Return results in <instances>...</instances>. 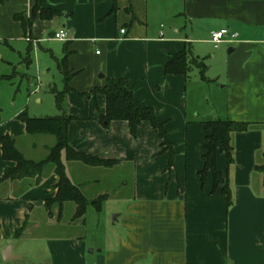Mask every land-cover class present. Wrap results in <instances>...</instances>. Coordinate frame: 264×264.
Returning a JSON list of instances; mask_svg holds the SVG:
<instances>
[{"label":"crops","instance_id":"0c3cea01","mask_svg":"<svg viewBox=\"0 0 264 264\" xmlns=\"http://www.w3.org/2000/svg\"><path fill=\"white\" fill-rule=\"evenodd\" d=\"M40 1L42 9L59 15L46 20L33 14L37 0H0V41L26 44L35 52L45 46L44 55L55 60L63 79L61 90L48 85L49 92L65 90L59 63L68 53L70 91L55 117H73L67 140L76 152L117 161L111 168L89 167L62 154L66 177L89 200L105 196L103 203L118 191L88 197L92 183L84 176L89 170L126 168L133 182L123 209L111 212L117 214L115 228L96 247L95 264H264V176L255 171L264 162V0ZM61 30L68 33L65 42L54 38ZM220 30L235 40L214 48L210 35ZM179 54L186 56L187 73L166 75L165 66ZM106 79H124L134 98L165 123L172 167L169 151L149 123H141L133 138L127 122H101L105 99L91 92ZM22 112L27 113L16 110L9 122L0 123V138L10 136L26 160L41 162L56 139L27 134L17 119ZM216 119L259 124L232 135L230 167L224 154L217 156V168L228 178L230 208L220 189L211 195L212 176L204 186L199 177L207 143L202 123ZM15 166L3 160L0 147V264H84L83 248L91 243L75 235L47 237L39 249L44 259L15 253L14 245L39 228L33 213L44 212L51 225L61 222L66 208L73 217L76 211L71 202L61 209L46 206L57 194L53 165L35 177L2 180ZM103 203L99 212L88 208L101 213ZM87 211L71 223L85 227ZM9 247L10 260L3 261Z\"/></svg>","mask_w":264,"mask_h":264},{"label":"trees","instance_id":"16d2710c","mask_svg":"<svg viewBox=\"0 0 264 264\" xmlns=\"http://www.w3.org/2000/svg\"><path fill=\"white\" fill-rule=\"evenodd\" d=\"M42 2L37 0L33 8V14L40 13L42 19H53L59 14L54 10H44L41 7ZM67 56L59 63L64 81L66 84L64 91L52 89L50 92L55 99L56 107L62 110L66 93L70 91L68 82L71 74L67 69ZM203 76L205 65L200 63L197 65ZM188 65L186 63L185 54H179L165 66L166 75H183L186 74ZM92 95L100 94L105 99V115L101 118V122L105 125L113 121H124L128 124L129 133L136 138L137 131L141 123L147 122L152 129L156 130L161 140V147L164 151H169L170 162L173 166V144L168 138L165 123L157 119L154 111L150 107L143 106L133 96L127 82L124 79H106L105 85L101 88H95ZM1 115V110H0ZM17 119L22 122L27 134L29 135H51L56 139V144L49 150L47 158L41 162H32L26 160L15 147V141L10 136L0 138V147L2 158L7 162L15 163V168H7L4 172L2 180H20L27 177H35L42 173L46 165L54 166V173L58 177L56 185V196L46 202V206L58 205L59 209L67 203L71 202L76 205V211L73 219H82L89 206L95 207L99 212L105 196H100L94 200L87 199L79 188L73 185L65 175L64 165L61 161L62 154L65 155L66 161L79 162L89 167L111 168L117 161L103 160L92 156H86L76 152L68 143V126L73 117L60 115L52 118H31L26 112L18 115ZM1 123V118H0ZM204 130L207 132L206 145L203 147L204 167L199 172L200 182L204 186L208 175L213 178V189L211 195H214L218 189L226 197L227 207L232 205L231 190L227 176H224L217 168V156L222 153L225 155L227 168L233 164V146L232 135L236 133H244L249 129L259 126V124L237 122L231 119H216L202 123ZM264 126V123L261 124ZM264 160V153L262 154ZM255 171L262 173L264 176V162L261 166H256Z\"/></svg>","mask_w":264,"mask_h":264},{"label":"rangeland","instance_id":"374dc122","mask_svg":"<svg viewBox=\"0 0 264 264\" xmlns=\"http://www.w3.org/2000/svg\"><path fill=\"white\" fill-rule=\"evenodd\" d=\"M20 46L17 43L8 42L6 44V42L0 41L1 123L9 122L13 118V113L20 109L27 111L31 118H52L57 115L55 99L48 89V85L51 87L55 85L57 90H61L63 87V79L55 60L49 54L44 55L43 52L46 50L44 45H41L44 50L37 48L36 52L33 49L28 51L26 44L24 48ZM38 98H42L41 104L37 103ZM88 172L89 175L84 176L92 183L85 192L88 197H95L104 193L112 194V189H116L118 195L103 203L104 207L101 213L88 208L85 227H80L79 222L71 223L73 217L71 208L65 209L61 222H55L51 225L46 222L48 218L42 215L44 212L42 214L41 212L33 213L31 220L34 224H38L39 228L36 231L33 230L34 232L25 234L24 239L14 245L15 253L44 259L39 249L47 237L59 239L65 235H75L77 239L87 240L91 243V246L83 248L84 264L96 263L98 256L96 247L102 245L103 238L115 228L112 220L117 214H111V212L113 209H123L124 201L132 195L133 182L126 168L115 171L94 169ZM98 182H100L99 185ZM86 245H88L87 242ZM91 249H95L94 254H90Z\"/></svg>","mask_w":264,"mask_h":264},{"label":"built area","instance_id":"2783aa9c","mask_svg":"<svg viewBox=\"0 0 264 264\" xmlns=\"http://www.w3.org/2000/svg\"><path fill=\"white\" fill-rule=\"evenodd\" d=\"M121 33H124L122 30ZM55 40L65 42L68 38V33L64 30L57 32L54 36ZM231 40V41H227ZM235 40V35H230L227 30H220L218 32H213L210 35V43L214 46V48H218L220 44L224 42H233Z\"/></svg>","mask_w":264,"mask_h":264},{"label":"water","instance_id":"95a60500","mask_svg":"<svg viewBox=\"0 0 264 264\" xmlns=\"http://www.w3.org/2000/svg\"><path fill=\"white\" fill-rule=\"evenodd\" d=\"M233 51V49H230L229 52ZM11 248H7V250L2 254L3 261H9L10 258H8V255L10 253Z\"/></svg>","mask_w":264,"mask_h":264}]
</instances>
